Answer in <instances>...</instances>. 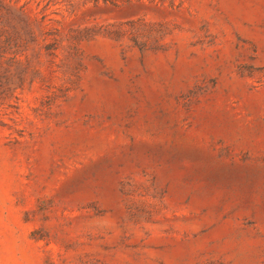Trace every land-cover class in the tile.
Masks as SVG:
<instances>
[{"label":"rangeland","instance_id":"obj_1","mask_svg":"<svg viewBox=\"0 0 264 264\" xmlns=\"http://www.w3.org/2000/svg\"><path fill=\"white\" fill-rule=\"evenodd\" d=\"M5 2L0 264H264V0Z\"/></svg>","mask_w":264,"mask_h":264},{"label":"trees","instance_id":"obj_2","mask_svg":"<svg viewBox=\"0 0 264 264\" xmlns=\"http://www.w3.org/2000/svg\"><path fill=\"white\" fill-rule=\"evenodd\" d=\"M39 31L38 25L26 18L22 7L0 0V107L16 99L29 73L37 74L30 68L32 59L28 53H36ZM32 82L28 81L30 85Z\"/></svg>","mask_w":264,"mask_h":264}]
</instances>
